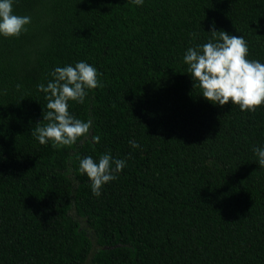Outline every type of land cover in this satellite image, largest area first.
<instances>
[{"label":"trees","instance_id":"trees-1","mask_svg":"<svg viewBox=\"0 0 264 264\" xmlns=\"http://www.w3.org/2000/svg\"><path fill=\"white\" fill-rule=\"evenodd\" d=\"M12 10L31 21L0 36V264H264L253 152L264 104H213L182 59L214 24L264 61V0H14ZM81 59L100 83L68 103L89 130L41 144L30 131L47 102L36 84ZM106 151L126 164L96 196L79 158Z\"/></svg>","mask_w":264,"mask_h":264},{"label":"clouds","instance_id":"clouds-1","mask_svg":"<svg viewBox=\"0 0 264 264\" xmlns=\"http://www.w3.org/2000/svg\"><path fill=\"white\" fill-rule=\"evenodd\" d=\"M14 0H0V36L19 35L30 23L31 17L17 14L13 9ZM141 5L143 0H133ZM211 36L203 43L189 46L183 54V61L191 79L201 90V95L213 104L223 105L231 100L243 111L255 110L264 104V61L249 59L248 45L242 35L210 26ZM46 83L38 82L46 99L42 109V119L31 128V134L41 144H72L77 137L88 132L90 119H81L69 111V100L82 102L88 89L99 86L98 69L86 60L57 64ZM46 121V123H40ZM98 141V136H93ZM131 147H139L138 141L129 139ZM255 161L264 167V143L253 146ZM126 164L122 157L106 151L96 159L91 155L79 158V171L89 178L90 190L99 196L101 186L116 178Z\"/></svg>","mask_w":264,"mask_h":264}]
</instances>
